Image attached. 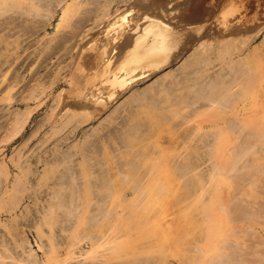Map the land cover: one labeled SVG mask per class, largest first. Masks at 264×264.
Returning <instances> with one entry per match:
<instances>
[{
	"label": "bare ground",
	"instance_id": "6f19581e",
	"mask_svg": "<svg viewBox=\"0 0 264 264\" xmlns=\"http://www.w3.org/2000/svg\"><path fill=\"white\" fill-rule=\"evenodd\" d=\"M245 8L239 0H0L3 81L15 68L0 102L21 86L25 107L8 119L4 140L46 108L22 145L30 156L19 147L11 158L17 173L5 202L8 213L28 204L14 220L39 223L45 259L1 218L16 246L0 258L71 264L79 245L89 247L80 254L87 262L76 264H167L170 242L189 264L249 258L250 229L237 217L244 221L246 198L243 210L260 215L264 198V127L252 125L264 111V40L251 46L262 28L242 22ZM249 171L246 189L213 202L210 185L236 186ZM8 175L3 161L0 183Z\"/></svg>",
	"mask_w": 264,
	"mask_h": 264
},
{
	"label": "rangeland",
	"instance_id": "374dc122",
	"mask_svg": "<svg viewBox=\"0 0 264 264\" xmlns=\"http://www.w3.org/2000/svg\"><path fill=\"white\" fill-rule=\"evenodd\" d=\"M239 1L241 2V5H243L244 7H246L245 9H242V14H241L242 15L241 16L242 17V22L245 23V21H246V22H248V25H260L259 28H262L260 34L256 37V39H254L253 41H251V46L252 47H258V46H260V44L264 40V0H239ZM214 20H216V18H213V21ZM213 25L215 26L214 23H213ZM239 58L240 57H236L235 60H239ZM253 64H254V62L251 64L252 67H253ZM8 66L9 65L7 64L6 67H8ZM175 67H177V66H175ZM13 69H14V71H13ZM8 71L10 73L9 72H8L9 74L7 73V76H6V80L5 81H3L4 79H2L3 77H1V75H0V88H3V86L5 85L2 90L0 89V91H1L0 92V95L1 96L2 95L3 96L5 95V92L6 91H3V90L5 89V87L9 83H11V81H9L11 79L9 76L12 77V75H10V74H12V73L14 74L15 73V68L14 67H11V68L9 67V70ZM0 74H1V72H0ZM8 78H9V80H8ZM147 81L148 82H146V84L150 83L152 81V78L151 79H147ZM146 84L145 83H142L141 86L143 87ZM12 85H14V84H12ZM11 90H13V91H11ZM11 90L9 89V91H7V93L11 96V99L10 100H5L6 102L4 100H3V102L2 101L0 102V110L3 109L2 111H0V115L2 116L3 115V112H5V114H4L5 117L4 118H0V120H1L0 121V163L3 162V161H6L7 164H8V171H9V175H8L7 180L6 179H3V182L0 183V218L2 220H4L3 221V226H5L7 224L11 229H16V231H14V232H16L19 235L21 242H26V240H29L32 243V247H30V246H28V247L30 249L33 248L34 254H37L38 255L37 258L39 259V261L40 262H43L44 259H45V257L43 256V252H42V250L39 249V246H38V243H37V233H38V228L40 227L39 223H36V222H33V221H22V222L20 221V222H18L17 220H14V218H15L14 216L16 215V213L17 212H18V214H22V212L24 213L26 211V207H27L28 204L25 203V200H23L20 203V205L18 206V208L16 210H14L12 213H8V212H6L7 211V206H5V202H7L8 199L10 198V193L12 192V188H13V185H14L13 184V179H14L16 173H17V168L13 164V162L11 161L12 160L11 158L13 157V155H15L14 153H16V150L17 149L19 150L20 148H23V150H22L23 152L22 153H23L25 159H26L27 156L28 157L30 156V154H31V150L29 152V148L30 147L29 146L28 147H24L22 145H24V142L30 136L31 131H33L35 125L43 117V115H44L43 113H45L46 108L43 109V110H41L40 112H37L35 114V116L32 118L31 122L29 124H26V127L23 130L22 135H19V136L15 137V138H11L9 140H4L5 134L6 133L8 134V130H9L10 125H11V124H7L9 122L8 119H11L12 118V115L15 114V112L18 111L19 109H20V111H24L25 110V107H20V103L21 102H18L21 99V97H22L21 94H23V93L18 94V93H20L18 91L21 90V86L20 87L17 86L16 88H13ZM16 92H18L17 94L19 96L17 94H15ZM2 93H4V94H2ZM251 93L261 94V90L258 88V90L256 92H251ZM1 96H0V98H1ZM3 99H4V97H3ZM8 110H9V113H8ZM9 114L11 116H9ZM255 115H256L255 116L256 117L255 118V124H252V125L253 126H259V127H264V119H263V117H264V111H262V110L261 111H257ZM242 118L245 119L246 116H242ZM1 123H4V124H1ZM249 132H250L249 130H247V131L244 130L243 136L246 133L248 134ZM251 133H253V132H251ZM211 139L212 138H210V140ZM30 143L32 144V142H30ZM254 143H256V141ZM259 145H263L260 155H264V144H259ZM251 156L254 157L255 155L254 154L253 155L250 154V155H248V158H246L247 157L246 156L245 158L248 159V160L247 161L244 160V161L245 162H249V161L252 162V160H250V159H252L253 157L251 158ZM249 157H250V159H249ZM232 160H233V157H232L231 161ZM244 161L241 163L242 165H243ZM208 164L211 165L210 163H208ZM250 165H252V164H250ZM238 167L240 168L241 166L239 165ZM251 171H253V169ZM254 172L255 171L252 172V175H253L252 177H255L254 174H253ZM237 175L239 176V178L241 180H243V181H240V182H243L244 185H242L240 182L239 183L237 182L240 185L235 184L236 186H238V187H236L233 184H231L230 182H226L224 180L223 181H220L219 182L220 184L218 186H215L216 184L210 185V186L208 185L210 187V192H211L212 196H215V197L212 198V200H213V202L215 204H217V205L221 204V202H222L221 199H226L228 201V199H229V197H230V195H231L232 192H233L232 195L233 194H239L240 191H243L242 188L246 189V187H248V185L245 186V184H247L249 182L248 177L251 175V172L249 173V175H247L246 173L245 174L244 173H242V174H239L238 173ZM241 175H242V178H241ZM255 175H257V172H255ZM243 176H245V178ZM246 176H248V177H246ZM260 176H261V173H260ZM260 176L258 174V178ZM262 176H264L263 173H262ZM262 176H261V178H262ZM246 178L248 180H246ZM250 180H251V177H250ZM213 181H215V180H211V182H213ZM246 181H248V182H246ZM209 183H210V181H209ZM209 183H207V184H209ZM261 183H264V182H260V185H258V187L259 186L262 187V188L260 187L259 190L260 191H263V194H264V184L261 185ZM234 187H236V188H238L240 190L239 191L238 190L237 191L234 190L235 191L234 192L233 191V188ZM25 194H28V192H26ZM241 200H243V198L239 199V201H241ZM247 200L248 199L246 198V202L247 203H243L244 201L243 202L242 201L240 202V204H242V205L245 204L244 207H246V208H243L242 207L241 208L242 211H240V212H242L244 214L243 215L241 213L242 214V217L241 218H244V221L239 218L241 216V215L239 216V214H240L239 213L238 214L239 217H237V220L239 219L238 221H240V220L241 221L238 223L237 220H236L235 223L233 224V226L238 223V226L239 227L241 225V226H245V228H249L250 229L249 232L251 234H248L246 236L247 237L246 238L247 239V245H249L250 248H248L247 246H243L244 249H247V250L249 249L248 250L249 253L246 252L245 254H247V255L250 254V255H248L249 258L247 257L245 260L248 259V261H250L248 264H258V262H260V261L263 262L264 261V258H263L264 257V210H263L264 209V198H262L261 199L262 201L259 202V203H263V204H260V206L258 205L259 207H262V208H259L258 207L260 210L259 209H256V213L258 211H260V212H258L260 215L256 214L258 216V218L256 217L255 213L253 214V212H255V210H251L249 206H248V209L251 212H249V210H247L249 212L247 214H250L251 213V215H245V213L247 212V211H245L247 209L246 204H250V202L247 201ZM8 202L11 203L12 200H10ZM243 209H245V210H243ZM173 210H174V207H173ZM174 211L177 212V210H174ZM262 211H263V213H262L263 215H261V212ZM168 212L169 211L166 210L164 212H161L160 214L162 215L163 213H168ZM253 215H254V218H256L255 220H257V221L254 220L255 225H251V223L254 224L253 221H252L253 219H251V218L248 219V217H250V216L253 217ZM243 216H246V217H243ZM258 219H260V220H258ZM250 221H252V222L250 223ZM87 225L89 226V222H88ZM3 226L0 223V231H1L0 232V235L3 233V235L0 236V243H2L0 245V250H2V251L5 250V247H6L5 245H7L9 247H11V246L14 247V245L16 246L15 238H13L12 235H10L9 232ZM235 226H236L237 229H239L237 227V225H235ZM251 226L254 227L255 232L251 231L252 230ZM232 227H231V229H232ZM63 234H64V236L67 235L65 233H63ZM46 239L47 238H44V240H46ZM201 239H202V236L199 235L198 238H194V237L191 238V241H197L198 242ZM12 242L14 243V245H13ZM66 247H67V243H65V244H63V246H61V248H60L61 253H63V250ZM77 247H78V249H77V258L75 260H73L71 262V264H76V263H79V262H87L86 255H80V254H82V251H87L89 249V247L79 248V245ZM17 249L19 251H21L20 248H17ZM104 249L105 248H100L99 251H98L99 252L98 254H101L104 251ZM180 250H181V248L176 243L174 244V242H170V249L166 252V257L169 260V263H167V264H189V263H187L188 257H185L184 254L182 255V253L180 252ZM184 252H185V249H184ZM22 253H23V251H21V254ZM110 253H112V252L110 251ZM4 254L8 256V253H4ZM238 255L241 256V253L238 254ZM247 255H245L244 257H246ZM14 256L16 257L15 258L16 260L14 258H3V257H1L0 258V261L1 262H4L6 264H25V262H23V261L20 260V256L17 253H15ZM124 257H126V256L124 255ZM131 257L132 256H130L128 258H125V261L128 260ZM191 257H197V255H193ZM241 257L239 258V256H238L239 259H241ZM244 257H242L243 258L242 260H244ZM211 258H212V256H209L208 258H202L201 257L199 263L200 264H216L214 261H212ZM17 260H19V261H17ZM245 260L243 262L245 264H247L245 262ZM240 262L241 261H239V263ZM228 263L229 262H227V264ZM148 264H150V263H148ZM230 264H231V262H230Z\"/></svg>",
	"mask_w": 264,
	"mask_h": 264
}]
</instances>
